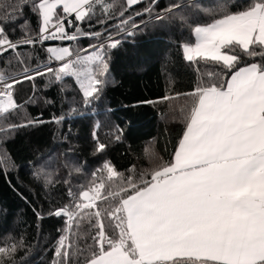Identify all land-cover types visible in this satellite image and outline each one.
I'll use <instances>...</instances> for the list:
<instances>
[{
	"label": "trees",
	"instance_id": "1",
	"mask_svg": "<svg viewBox=\"0 0 264 264\" xmlns=\"http://www.w3.org/2000/svg\"><path fill=\"white\" fill-rule=\"evenodd\" d=\"M172 2L158 0V6L146 13L148 0L131 7L125 0H105L111 6L110 17L105 18L107 14L97 6L90 18L76 22L83 33H100L99 38L81 36L76 41L47 40L21 46L19 59L12 51L0 54V74L5 79L19 76L25 67L35 70L56 64L49 60V47H70L74 54L84 56L93 53L91 45L103 42L108 65L105 84L88 104L73 76L56 81L53 74L45 73L16 85L12 91L17 108L0 114V246L23 241L14 256L16 264H54L65 218L50 213L72 205L69 188L78 199L96 174L95 182L103 181L101 194L107 196L108 191L126 186L129 176L140 184L143 179L151 180L154 170L171 163L192 106L190 96L178 94L190 93L200 84H220L230 77L222 64L200 57L185 60L182 47L193 44L195 26L242 11L253 0H182L184 8L157 20ZM20 4L22 0H0V15L17 17L15 22L0 20L14 41L23 38L25 31L37 37L40 27L31 4H23L22 11L16 7ZM58 15H62L59 10ZM121 19L128 23L117 27ZM109 34L119 41L115 48L107 46ZM235 52L241 57L237 68L264 63L262 56H247L239 48ZM208 72L216 75L209 78ZM166 96L171 99H163ZM29 120L44 123L18 127ZM97 142L105 145L103 151H96ZM106 162L122 174L123 184L120 177L108 178L103 170ZM38 170L39 179L34 176ZM118 201L119 197H109L97 204L106 209ZM92 222L84 220L73 228L70 264H84L98 250L91 238L95 233ZM107 231L119 238L112 226Z\"/></svg>",
	"mask_w": 264,
	"mask_h": 264
},
{
	"label": "snow or ice",
	"instance_id": "2",
	"mask_svg": "<svg viewBox=\"0 0 264 264\" xmlns=\"http://www.w3.org/2000/svg\"><path fill=\"white\" fill-rule=\"evenodd\" d=\"M140 2L126 0L128 7ZM23 4H31L39 17L37 37L25 31L23 38L14 41L0 24V54L12 51L18 59L17 49L21 46L47 40L76 41L81 36L99 38L100 33H83L76 24L90 18L97 6L107 14L105 18L111 16V6L105 0H22L16 7L22 11ZM156 6L158 0H148L144 12L151 13ZM184 7L182 0H173L156 19H166ZM58 10L63 14L58 15ZM119 15L123 17L124 12ZM73 16L74 20L69 19ZM16 19L11 13L0 15L5 23ZM127 23L121 19L117 27ZM68 28L76 30L69 32ZM194 35L195 45L183 46L185 60L200 57L222 64L230 78L178 94L192 98L186 127L173 161L154 170L151 180L137 184L129 176L126 186L102 196L105 185L102 180L96 183L93 174V182L79 192L78 199L69 188L72 205L50 213L65 218L54 264H70L73 228L93 218L95 233L91 238L98 250H93L84 264H264V63L237 68L241 57L235 52L239 48L247 56L264 57V0H253L242 11L195 26ZM118 43L109 34L107 46L115 48ZM90 47L93 53L83 57L70 47H49V60L57 61L58 67H25L19 76L10 79L0 74V114L17 108L12 91L16 85L45 73L53 74L56 81L75 77L85 104L90 103L105 84L103 77L108 71L105 43ZM81 62L95 68L82 71ZM207 75L212 78L216 73ZM37 123L44 121L29 120L18 127ZM104 148L97 142V152ZM103 170H107L110 180L120 177L123 184L122 174L109 163L103 165ZM40 175L39 170L34 173L37 179ZM109 197H119L118 203L106 209L97 204V200ZM108 226L118 231L119 238L108 234ZM23 246L22 240L0 246V264H16L15 253Z\"/></svg>",
	"mask_w": 264,
	"mask_h": 264
},
{
	"label": "rangeland",
	"instance_id": "3",
	"mask_svg": "<svg viewBox=\"0 0 264 264\" xmlns=\"http://www.w3.org/2000/svg\"><path fill=\"white\" fill-rule=\"evenodd\" d=\"M125 3H126V0H125ZM126 5H127V3H126ZM60 12H61V14H63L62 13V10H59ZM193 37H194V42H193V44H192V46H194L195 45V43H196V37H195V35H194V31H193ZM53 48H61V47H53ZM182 51H183V54H184V50H183V47H182ZM92 53H88V54H85L84 56H87V55H91ZM81 57H83V56H81ZM194 58H198V57H194ZM54 60V59H53ZM57 62V61H56ZM57 64H59L58 62L56 63V65ZM79 67H80V69L82 70V71H84V70H86V69H91V67H92V65H88L87 63H85V62H81V64L79 65ZM75 80H76V82H77V79L75 78V77H73ZM229 79V78H228ZM77 84H78V86H79V83L77 82ZM80 87V86H79ZM81 89V88H80ZM82 91V90H81Z\"/></svg>",
	"mask_w": 264,
	"mask_h": 264
},
{
	"label": "water",
	"instance_id": "4",
	"mask_svg": "<svg viewBox=\"0 0 264 264\" xmlns=\"http://www.w3.org/2000/svg\"><path fill=\"white\" fill-rule=\"evenodd\" d=\"M56 64H54V65H51L50 67H53V66H55Z\"/></svg>",
	"mask_w": 264,
	"mask_h": 264
},
{
	"label": "built area",
	"instance_id": "5",
	"mask_svg": "<svg viewBox=\"0 0 264 264\" xmlns=\"http://www.w3.org/2000/svg\"><path fill=\"white\" fill-rule=\"evenodd\" d=\"M69 19H72L71 17H69ZM67 24V22H65Z\"/></svg>",
	"mask_w": 264,
	"mask_h": 264
},
{
	"label": "crops",
	"instance_id": "6",
	"mask_svg": "<svg viewBox=\"0 0 264 264\" xmlns=\"http://www.w3.org/2000/svg\"><path fill=\"white\" fill-rule=\"evenodd\" d=\"M230 78V77H229ZM175 156V155H174Z\"/></svg>",
	"mask_w": 264,
	"mask_h": 264
}]
</instances>
